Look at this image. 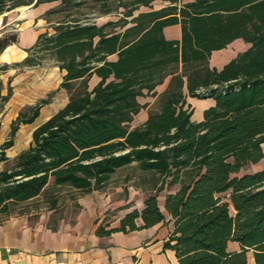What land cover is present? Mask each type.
<instances>
[{"label": "trees", "instance_id": "trees-1", "mask_svg": "<svg viewBox=\"0 0 264 264\" xmlns=\"http://www.w3.org/2000/svg\"><path fill=\"white\" fill-rule=\"evenodd\" d=\"M95 1L103 7L109 2ZM117 1L123 11L118 21L97 25L68 15L51 33L39 34L14 65L39 67L48 57L64 73L59 87L68 102L0 172V214L9 216L41 196L53 207L62 187L80 194L101 190L117 170L135 165L158 176L153 193L117 227L99 226L97 236L163 222L157 197L165 190L173 229L163 248L178 264H249V251L251 264H264V169L243 172L264 158V0H158L165 6L156 10V0ZM52 3L59 8L44 17L77 10L83 0H0V15ZM141 7L149 10L134 15ZM176 25L179 39H166L164 28ZM237 39L249 47L221 69L211 68V54ZM16 43L15 36L0 38V54ZM93 76L97 83L89 88ZM11 93L8 88L0 97V109ZM50 97L11 123L0 162L7 161L4 151L19 126L32 123ZM140 97L155 98L156 109L130 129L147 107ZM187 97L213 99L214 105L194 122Z\"/></svg>", "mask_w": 264, "mask_h": 264}, {"label": "crops", "instance_id": "crops-1", "mask_svg": "<svg viewBox=\"0 0 264 264\" xmlns=\"http://www.w3.org/2000/svg\"><path fill=\"white\" fill-rule=\"evenodd\" d=\"M35 18L34 16L32 20ZM167 30H172L173 34L169 38L165 37L166 39H179V26L164 28V36ZM38 35L39 33L27 27L18 34L17 43L8 46L0 54V97L7 94L8 88L12 92L0 109V147L7 140L10 125L18 114L25 111L26 107L35 105L19 97L21 91L28 90L30 86L35 85L33 71L28 69L34 67H15L14 65L26 57L25 50L35 43ZM22 38L27 41L26 45L20 42ZM239 40L241 39L235 41ZM241 44V52L249 47L246 43ZM222 50L211 54L209 58L211 68L219 70L230 61L218 56L217 52L223 53ZM4 53H6L5 56H8L5 59L1 58ZM61 73L63 76L64 73ZM28 79L30 80L28 81ZM20 85H23V88H20ZM165 85L166 83L156 87L157 94L165 89ZM61 91L64 93L62 100L51 97L49 103L39 109V115L32 123L19 126L12 147L4 151L7 161L0 162V172L6 169L5 164L13 161L22 152L17 147V141L26 133H29L31 139V134L37 127L66 105L68 94L64 89ZM46 98L41 96V99ZM151 99L154 98L140 97L137 99L140 104H147V107L134 117L135 119L140 116V121L136 125L133 123V119L130 125H134V127L130 129L138 127L146 121ZM191 102V98L187 97L186 103L190 107ZM205 103H211L207 108L214 105L213 99L209 98ZM207 108L201 110L204 111ZM191 120L193 121L192 117ZM199 121L200 118H197L194 122ZM253 166H256L257 169L253 172L264 169L261 162ZM102 189L87 194L78 193V198L74 199L73 215L68 219L62 217L58 211V202L51 207L47 199L42 196L19 205L9 216L0 214V264H178L174 253L163 248L164 242L173 229V221L170 220L164 209L165 196L158 198V207L165 218L163 222L148 229L129 233L118 232L99 237L96 235V229L99 226L105 227L106 230L117 227L125 214L133 209L140 211L145 199L143 198L138 205H131L133 197L140 193L132 187H127V199L116 202L113 201L110 193L102 192ZM41 199H45L47 203V206L42 210L36 205ZM124 205L128 206L119 210L113 220H106L109 211ZM135 223L142 224L139 219ZM229 247L236 249V245L233 243L229 244Z\"/></svg>", "mask_w": 264, "mask_h": 264}, {"label": "rangeland", "instance_id": "rangeland-1", "mask_svg": "<svg viewBox=\"0 0 264 264\" xmlns=\"http://www.w3.org/2000/svg\"><path fill=\"white\" fill-rule=\"evenodd\" d=\"M58 3L46 4L43 6H38L36 8L30 6H22L18 7L14 10L9 12H5L0 15V38L6 36L11 37L15 36L17 38L18 34L25 30L27 27L32 28L36 33H44L49 32L51 33V26L56 22L66 19L68 15L71 18L79 19L81 22H94L97 25L104 24L106 22H116L120 18H122V9L118 7L117 0H109L107 2V6L103 7L102 4H99L95 0H83V4L77 9H63L58 13L52 14L50 16L44 17L46 11L57 8ZM165 6L164 3L159 2L158 0L154 1L151 4L152 9H160L161 7ZM26 7V9L20 11V8ZM105 8L109 9V13L104 14L102 10ZM148 8L141 7L138 11L134 13L137 15L140 12L148 11ZM24 13L25 15L22 16L21 14ZM36 14V15H34ZM36 17L35 20H32L33 17ZM47 18V20H46ZM173 34L172 30H167L165 33V37H171ZM22 44H27V41H24L22 38L20 41ZM244 42L242 40L234 41L231 45L225 48L223 53L217 52L221 58L231 60L237 54L241 52L240 47ZM6 53L3 54L1 58H7L5 56ZM210 66V61H208ZM32 70V76H34V86H30L28 90L21 91L19 93V97L21 99L26 100L27 102H31L32 104H37L41 100V96L48 97L51 94V97H57L59 100H62L64 93H62L60 83L62 81V73L58 70L56 65L53 61L45 57L41 61V66H35L34 68H28ZM36 72V73H34ZM30 78V77H29ZM30 79H28L29 81ZM97 83L95 78H90L88 81V87L92 88ZM23 88V85L19 86ZM56 88V89H55ZM47 91H49L47 93ZM50 97V98H51ZM155 98L151 99L149 103V109L155 110L156 103ZM192 102L191 108L193 110L192 119L200 118L202 119V114L204 108H207L210 104L205 103V99H197L191 98ZM206 104V106H205ZM30 107H26L24 110L28 111ZM140 121V116H137L133 123L138 125ZM134 127V125H130V128ZM31 142L29 133L24 134V136L17 141V147H19L22 151L26 150ZM264 167V158L260 161ZM12 165V161L5 164V167H10ZM260 169V168H258ZM257 170L256 166L248 165L244 168V173H252L253 171ZM158 181V176H154L150 173H143L139 169L136 168L135 165H131L128 167H124L122 169L117 170L113 175H111L109 181L105 184L102 192H108L111 194L113 201H125L128 196L127 187H132L135 190L139 191V195H135L131 201V205H138L143 198H146L150 193H153L151 190L155 182ZM178 189V185L173 186L169 189V193H174ZM117 190V191H116ZM132 192V191H131ZM142 193V194H141ZM166 191H162L158 194V198H164L166 195ZM58 198V211L61 213L62 217L66 219L71 218L73 215V204L74 199L76 200L79 196L78 192L73 191L67 187H62L56 193ZM38 207L42 210L47 206L45 199H41V201L37 202ZM128 205H124L116 210L109 211L108 215L106 216V220H113L116 216V213L121 210L122 208L127 207ZM246 260L249 264L253 262L252 252L249 251L246 254Z\"/></svg>", "mask_w": 264, "mask_h": 264}, {"label": "bare ground", "instance_id": "bare-ground-1", "mask_svg": "<svg viewBox=\"0 0 264 264\" xmlns=\"http://www.w3.org/2000/svg\"><path fill=\"white\" fill-rule=\"evenodd\" d=\"M21 15H22V16H24L25 14H24V13H22Z\"/></svg>", "mask_w": 264, "mask_h": 264}, {"label": "water", "instance_id": "water-1", "mask_svg": "<svg viewBox=\"0 0 264 264\" xmlns=\"http://www.w3.org/2000/svg\"><path fill=\"white\" fill-rule=\"evenodd\" d=\"M33 6V4L32 5H30V7H32Z\"/></svg>", "mask_w": 264, "mask_h": 264}]
</instances>
